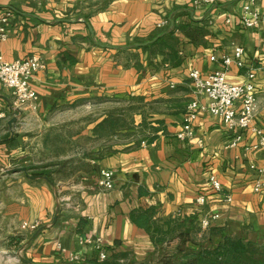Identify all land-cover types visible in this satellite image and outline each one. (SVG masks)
Segmentation results:
<instances>
[{
    "label": "crops",
    "instance_id": "obj_1",
    "mask_svg": "<svg viewBox=\"0 0 264 264\" xmlns=\"http://www.w3.org/2000/svg\"><path fill=\"white\" fill-rule=\"evenodd\" d=\"M248 1L0 0V18L13 13L6 23L8 38L0 39V54L9 62L36 55L45 63L32 79L36 108L18 109L0 81V121L11 131L8 123L18 117L15 137L10 132L4 142L8 150L23 156L37 142L47 150L53 131L76 125L80 117L87 121L80 129L86 141L72 145L75 154L66 162L71 171L56 189L39 179L21 184L22 204L33 207L25 218L44 227L33 241V261L68 263L73 254L78 263L99 260L98 251L84 240L101 239L109 264H157L163 254L176 252L183 239L157 243L149 226L167 231L177 221V234L196 226L202 236L201 219L210 213L221 218L213 222L208 242L237 235L264 245V192L254 191L264 149H247L258 142V135L249 130L231 146L235 135L223 119L204 112L195 122L193 138L177 137L187 106L196 97L190 72L221 69L224 58H234L238 47L244 48V66L233 63L227 78L241 84L255 72V125L264 130V22L257 28L239 25V13ZM254 4L264 9V0ZM173 27L177 61L167 51L153 54L134 46ZM113 101L133 105L135 128L146 124L144 132L156 138L123 147L119 141L106 144L126 129L99 135L98 124L111 116L124 117L125 110L118 107L94 119L90 108ZM98 137L111 138L98 142ZM103 170L114 172L112 189L99 186ZM212 175L221 182L222 192L213 190ZM201 194L207 196L202 206L197 203ZM226 195H232L231 203H226ZM58 204L61 210L53 223ZM139 215H146L149 223L136 222L134 216Z\"/></svg>",
    "mask_w": 264,
    "mask_h": 264
},
{
    "label": "built area",
    "instance_id": "obj_2",
    "mask_svg": "<svg viewBox=\"0 0 264 264\" xmlns=\"http://www.w3.org/2000/svg\"><path fill=\"white\" fill-rule=\"evenodd\" d=\"M213 0H195L196 4L210 3ZM13 13L8 11L0 18V39L8 38L7 21ZM228 22L231 19L227 20ZM168 21H165L167 23ZM264 22V9L255 6L254 0L246 2L239 13V25L245 28H257ZM163 23V24H165ZM244 48L238 47L235 57H225L223 67L209 74H203L200 70L194 69L190 72L191 86L196 96L187 106L182 130L177 134L180 139H191L195 135V122L199 115L204 112H210L220 116L225 122L227 128L234 133V139L231 146H237L243 139L247 131H253L258 135V142L247 147V149H264V130L255 125V119L259 112V99L257 86L255 83V72H250L248 80L241 84H233L228 81L227 73L230 66L236 63L238 67H243L242 55ZM216 57L213 56L212 60ZM45 67L43 59L39 56H31L24 59H18L13 62L6 61L0 54V81L3 86L9 89L14 98L18 109L27 107L36 108L38 95L32 86V79L37 71ZM203 99H207L204 102ZM260 179L254 184L256 193L264 192V166L259 169ZM115 179L112 170H103L99 180V186L103 190H109L114 187ZM210 184L214 191L222 192L223 187L219 179L212 175ZM226 203L233 201L232 195L225 196ZM207 196L201 194L197 197L199 205H205ZM221 218L220 213H210L201 219V228L208 230L214 221ZM41 227L39 220L31 222L25 221L23 228L37 230ZM84 243L92 244L98 251L99 261H106L107 254L101 239H86ZM79 257L71 255L70 262H77Z\"/></svg>",
    "mask_w": 264,
    "mask_h": 264
},
{
    "label": "rangeland",
    "instance_id": "obj_3",
    "mask_svg": "<svg viewBox=\"0 0 264 264\" xmlns=\"http://www.w3.org/2000/svg\"><path fill=\"white\" fill-rule=\"evenodd\" d=\"M137 106L136 104L135 107ZM118 107L125 110V113L123 112L125 117L119 120V125H122L126 130L106 144L112 145V143L119 141L117 144L123 147L129 142L136 143L145 138L147 136L146 132H140L139 129L137 131L135 125L131 122L133 105H130L129 102L123 106V104L113 101L105 105H96L93 109L91 107L90 111H93L92 116L95 119L106 111L111 113L118 111ZM89 117H87L88 120H90ZM82 120H84L83 117H80L76 125L70 127L60 126L61 131H53L52 137L48 140L49 147L47 150L43 149L42 143L38 145L37 142L30 144L23 156L8 150L9 144L4 142L7 141L11 131L8 129L6 121H0V264H27L26 259L33 261V252L36 248L33 245V235L36 230L23 228L25 221L31 222L25 216L31 215L33 207L22 204L23 190L21 184L31 178L25 172H14V170L26 167L31 175H43L44 172L52 173L55 184L52 183L56 185V189L57 185H60L58 183L59 179L68 175L71 171V166L66 162L69 161V157H73L75 154V148L72 145L76 142L84 145L86 141V136L81 133L80 129H83L84 123L87 121ZM109 138L111 137H106V139L98 137L96 139L100 142ZM37 181L50 185L43 178ZM182 247L187 246L183 245Z\"/></svg>",
    "mask_w": 264,
    "mask_h": 264
},
{
    "label": "trees",
    "instance_id": "obj_4",
    "mask_svg": "<svg viewBox=\"0 0 264 264\" xmlns=\"http://www.w3.org/2000/svg\"><path fill=\"white\" fill-rule=\"evenodd\" d=\"M176 27L171 28L170 30L167 29L162 31L160 34L156 35L153 39L146 41V42H139L134 43V46L137 48L141 47L145 51H150L153 54L157 53H165L166 51L169 53L170 57L177 61V42L178 39L175 36ZM166 52V53H167ZM133 109V108H132ZM125 117V116H124ZM123 118H117L115 116H111L106 118L104 121L98 124L97 132L99 135L102 134H110L117 135V130L122 125H119V120ZM135 125L134 116L132 115V121ZM136 127V125H135ZM124 128V127H123ZM140 132H144L147 130L148 126L143 124L139 127ZM138 131V129H137ZM104 134V135H105ZM147 138L148 142L152 141L156 138V135L146 136L145 138L137 141L136 143L139 144L141 141H144ZM50 173V172H49ZM47 174V175H44ZM36 174L42 176H48L51 182H54L52 177V173L48 174ZM134 220L139 224L142 222L149 223V218L146 215H139L134 216ZM175 223L174 229H169L164 231L162 228L158 226H154L152 228L149 226L147 229L149 231H154L157 234V239L155 241L163 242L164 240L172 239L176 236L183 239V244L189 245L185 248H182V245H179L177 251L174 253H166L160 258L157 264H264V245L255 244L252 242H246L244 238L240 236H233L227 235L224 236L220 241L208 242L207 239L212 233V227H210L206 231H202L203 235L200 236V230L193 226L189 229V232H182L176 233L177 227H180L181 224H178L177 221H173ZM27 264H42V263H35L30 259L25 260ZM84 264H109L107 261H99V260H89L87 262H82ZM51 264H67L63 263H51Z\"/></svg>",
    "mask_w": 264,
    "mask_h": 264
},
{
    "label": "water",
    "instance_id": "obj_5",
    "mask_svg": "<svg viewBox=\"0 0 264 264\" xmlns=\"http://www.w3.org/2000/svg\"><path fill=\"white\" fill-rule=\"evenodd\" d=\"M17 121H18V117H13V118L9 121V123H8V124H9V127H10V129H11V132H12V136H11V137H13V138L15 137L14 124H15ZM22 138H23V135H22V134H19V135L17 136V139H18L19 142H23V139H22ZM14 172H25L26 175H27L29 178L33 179V180H37V179H41V178H43V179H45L46 181H48L51 185H53V183L51 182V180H50V178H49L48 176H42V175H31L26 167L16 168V169L14 170ZM60 210H61V208H60V205L58 204V205H57L56 214H55L54 219H53V223H56V222H57V219H58V216H59ZM43 229H44V227H39V228L35 231V233H34V235H33V238H35V237H36V236H37V235H38ZM67 264H84V263L68 262Z\"/></svg>",
    "mask_w": 264,
    "mask_h": 264
}]
</instances>
